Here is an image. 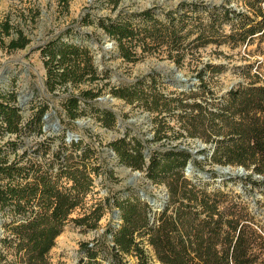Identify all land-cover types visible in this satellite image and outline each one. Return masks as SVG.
Instances as JSON below:
<instances>
[{
	"label": "trees",
	"instance_id": "16d2710c",
	"mask_svg": "<svg viewBox=\"0 0 264 264\" xmlns=\"http://www.w3.org/2000/svg\"><path fill=\"white\" fill-rule=\"evenodd\" d=\"M59 1L66 9L69 0ZM106 1L115 6L120 0ZM84 20V24L94 22ZM96 24L116 40L127 62L138 61L140 54L166 52L168 59L182 66L187 52L208 44L231 49L263 45L264 0L217 4L183 0L168 10L120 9L115 17L98 18ZM3 36H9V41L4 43ZM0 41L9 51L29 43L23 30L9 20L0 21ZM38 49L49 91L99 78L87 45L58 35ZM224 67L203 63L195 69L197 88L175 96L156 89L153 72L110 89L128 104L136 102L158 112L153 141L198 138L210 145V153H202L212 163L246 171L225 178L211 170L208 175L221 179L214 185L197 174L188 175L187 164L196 156L187 148L149 150L147 140L128 131L108 142L118 164L144 171L153 184L165 185L168 197L160 208L140 189L127 188L85 209L93 176L100 172L94 161L97 148L68 132L60 137L44 135L35 146L18 153L23 136L43 133L48 107H39L24 121L16 93L0 89V264H50L47 254L69 221L95 229L111 204L117 221L108 223L92 244H81L83 254L77 264H132L128 256L136 259L135 264H264V56L233 66L246 80L216 94L207 78ZM100 92L101 88H82L78 94L69 91L62 100L66 116L75 120L89 115L91 108L90 114L103 127L114 128L118 121L112 109L92 104ZM164 111L168 115H161ZM239 183L242 191L237 192L233 186ZM77 208L84 209L82 215L70 217Z\"/></svg>",
	"mask_w": 264,
	"mask_h": 264
},
{
	"label": "rangeland",
	"instance_id": "374dc122",
	"mask_svg": "<svg viewBox=\"0 0 264 264\" xmlns=\"http://www.w3.org/2000/svg\"><path fill=\"white\" fill-rule=\"evenodd\" d=\"M183 0H120L117 5L109 4L106 0H69L65 9L59 0H0V21L9 20L11 24L18 26L28 37L29 43L22 49L7 50L3 44L10 37L3 36V44L0 41V89L16 93V104L20 107L23 120L29 119L36 110L46 105L47 117L44 116L42 134H30L23 136L22 146L18 149H30L44 135H66L70 132L73 136L82 138L84 143H90L98 150L99 174L94 175L91 190L84 199V208L94 205L105 198L123 193L127 188L143 189L157 203L155 208H160L166 202L167 189L165 185L153 184L145 176V172L134 170L118 164L115 154H112L108 142L122 137L127 131L130 135H138L147 140L149 150L155 147L167 148L172 145L192 150L196 156L193 161V170L188 173L201 176L204 180L218 185L220 178L212 177L209 171H215L225 178L242 175L237 173H221L217 170V164L212 163L202 153H210V145L198 138L182 137L169 141H153L154 125L158 112H150L135 103L128 104L123 99L114 97L110 93L111 87H123L132 84L136 79L149 73H156V89L168 96H175L178 91L196 89L199 81L195 69L203 63H222L223 72L207 78L209 86L216 94H221L239 81H245V77L233 66L252 62L255 59H263L264 43L259 48L257 43L245 47L231 49L227 45L215 47L208 44L198 48L197 51L187 52L182 66L176 65L168 59L166 52L153 54H140L136 62H127L119 54L118 44L114 38L97 26L96 21L101 17H115L120 9L143 10L149 7H159L168 10ZM188 1V0H187ZM210 3H220L222 0H203ZM236 6L235 2H232ZM88 17L91 21L84 24ZM228 30V25H225ZM69 31V34H66ZM62 35L78 44L87 45L94 57V63L99 71V78L94 82H84L80 86L58 87L49 91L44 83L45 68L43 58L40 55L39 46L49 39ZM109 45V46H107ZM139 51V49H138ZM140 52V51H139ZM254 71H252L253 73ZM184 79L182 81L181 79ZM82 88L100 89L101 101L92 102L95 108H111L117 116L118 125L112 129L105 128L90 114L91 108L87 109L89 115L70 120L63 109L62 100L69 91L75 94ZM93 108V107H92ZM161 115H168L163 112ZM87 120L86 124L77 125L76 120ZM172 119L170 124L175 125ZM175 128H178L176 126ZM14 136V135H13ZM198 140L204 144V149H198ZM59 141V138H58ZM207 153V154H208ZM233 170L238 167L231 166ZM138 171L139 174L131 177V173ZM246 173V172H245ZM244 174V173H243ZM131 181V183H129ZM235 182L229 181L232 185ZM237 192L242 191L239 184L233 186ZM255 197H259L255 193ZM84 209L77 208L70 217L82 215ZM116 208L113 204L104 208L103 216L95 229L82 228L69 221L59 236L55 238L53 247L47 254L50 264H77L83 252L81 244H92L107 228L108 223H115ZM0 227V237L2 236ZM129 263L135 264L136 259L128 256ZM155 264H158L155 262Z\"/></svg>",
	"mask_w": 264,
	"mask_h": 264
},
{
	"label": "water",
	"instance_id": "95a60500",
	"mask_svg": "<svg viewBox=\"0 0 264 264\" xmlns=\"http://www.w3.org/2000/svg\"><path fill=\"white\" fill-rule=\"evenodd\" d=\"M181 80L184 81L183 78H182ZM97 100H98V101H101L100 98H97ZM46 117H47V114L45 115V118H46ZM75 123H76L77 125H83V124H86V123H87V120H84V119H82V120H76ZM44 128H47V127L44 126L43 129H44ZM70 135H71V134H69V136H70ZM198 142H199V143H198V149H203L204 144L201 143L199 140H198ZM189 151H190L192 154H194V152H193L192 150L189 149ZM194 155H195V154H194ZM192 170H193V166H192V163H191V161H190V162H188V164H187L186 172H187V173H191ZM217 170H218L219 172H221V173H229V174H231V175H236L237 173L243 174V173L246 172V171L244 170V168L241 167V166H239L238 168H236L235 170H233L232 167H231L230 165H217ZM136 174H139V172H138V171L132 172V173H131V177L135 176ZM129 183H131V181H129ZM140 193H141L142 196L147 197V198L149 199L150 203H152V204H156V203H155V200H154L153 198H150V197L146 196V194H145V192H144L143 189H140ZM166 196H168L167 193H166Z\"/></svg>",
	"mask_w": 264,
	"mask_h": 264
},
{
	"label": "bare ground",
	"instance_id": "6f19581e",
	"mask_svg": "<svg viewBox=\"0 0 264 264\" xmlns=\"http://www.w3.org/2000/svg\"><path fill=\"white\" fill-rule=\"evenodd\" d=\"M107 46H109V45H107ZM136 175H138V174H136ZM134 177V176H133Z\"/></svg>",
	"mask_w": 264,
	"mask_h": 264
}]
</instances>
